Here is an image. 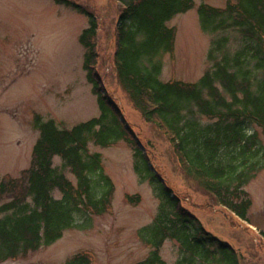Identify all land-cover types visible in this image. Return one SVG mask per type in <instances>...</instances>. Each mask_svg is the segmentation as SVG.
<instances>
[{
  "label": "trees",
  "instance_id": "trees-1",
  "mask_svg": "<svg viewBox=\"0 0 264 264\" xmlns=\"http://www.w3.org/2000/svg\"><path fill=\"white\" fill-rule=\"evenodd\" d=\"M53 1L89 19L79 42L86 49L83 68L100 114L71 129L35 117L39 139L30 168L18 179L0 176V263L49 247L67 231L89 230L94 217L107 215L115 187L90 145L105 149L125 142L133 151L135 174L160 201L153 223L138 232L152 250L136 264H167L160 254L166 241L178 245L174 264H241L231 245L183 207L106 92L97 71L96 14L71 0ZM117 1L123 6L114 57L120 84L144 119L166 134L185 173L220 207L249 224L252 201L245 187L264 169V146L252 132L256 126L264 135V0H228L222 9L200 4L201 29L213 41L210 69L196 83L161 80L162 57L172 54L176 43V30L168 23L191 11L195 0ZM139 201L128 198L134 205ZM64 264H92V259L81 252Z\"/></svg>",
  "mask_w": 264,
  "mask_h": 264
},
{
  "label": "rangeland",
  "instance_id": "rangeland-1",
  "mask_svg": "<svg viewBox=\"0 0 264 264\" xmlns=\"http://www.w3.org/2000/svg\"><path fill=\"white\" fill-rule=\"evenodd\" d=\"M71 1L98 18L99 78L127 125L147 147L154 169L209 233L234 248L241 264H264V169L245 187L252 201L248 225L220 207L185 173L166 134L144 119L120 84L114 57L122 6L117 0ZM227 1L195 0L191 11L168 23L176 30V43L174 52L162 57L163 82L196 83L210 69L208 52L213 38L202 31L197 8L204 3L222 9ZM88 28L86 16L53 0H0L1 177L18 179L30 168L39 139L36 116L53 120L62 129L99 116L97 98L83 68L86 49L79 42ZM256 131L264 146V135L255 126L252 132ZM90 151L101 155L115 187L109 213L94 217L89 230L67 231L49 247L0 264H64L81 252L90 255L92 264H136L149 255L152 249L140 241L138 232L153 223L160 201L135 174L132 149L120 142L105 149L90 145ZM61 163L55 158L56 167ZM65 173L75 184L73 175L68 170ZM54 196L60 198L59 193ZM135 196L140 198L137 205L128 202ZM160 254L167 264L176 263L177 243L166 241Z\"/></svg>",
  "mask_w": 264,
  "mask_h": 264
}]
</instances>
